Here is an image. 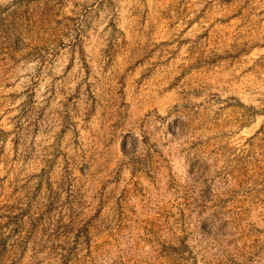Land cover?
<instances>
[{
	"label": "rangeland",
	"instance_id": "1",
	"mask_svg": "<svg viewBox=\"0 0 264 264\" xmlns=\"http://www.w3.org/2000/svg\"><path fill=\"white\" fill-rule=\"evenodd\" d=\"M0 264H264V0H0Z\"/></svg>",
	"mask_w": 264,
	"mask_h": 264
}]
</instances>
